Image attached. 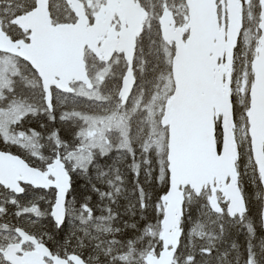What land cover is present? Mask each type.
<instances>
[{
  "label": "snow or ice",
  "instance_id": "6c2138e0",
  "mask_svg": "<svg viewBox=\"0 0 264 264\" xmlns=\"http://www.w3.org/2000/svg\"><path fill=\"white\" fill-rule=\"evenodd\" d=\"M125 2L94 0L87 26ZM131 3L137 16L88 66L80 41L75 57L45 51L62 24H81L73 0H0V164L20 177L0 182V264H42L21 233L56 264H264V0ZM193 50L231 106V130L224 113L212 118L200 171L186 161L181 116ZM138 58L152 65L143 83ZM128 176L135 200L122 206ZM22 217L46 230L21 228Z\"/></svg>",
  "mask_w": 264,
  "mask_h": 264
},
{
  "label": "water",
  "instance_id": "95a60500",
  "mask_svg": "<svg viewBox=\"0 0 264 264\" xmlns=\"http://www.w3.org/2000/svg\"><path fill=\"white\" fill-rule=\"evenodd\" d=\"M73 7L76 8L78 14L81 17L82 8L81 4L73 0ZM135 12H128V11ZM122 12H128L129 19H134L137 16L136 5L131 3V0L121 6ZM131 22V21H130ZM21 24H28L29 21L21 18ZM42 27L47 31L46 25L41 21ZM106 26V25H105ZM124 29L122 30V32ZM62 38L55 41H50L48 47L45 49L48 59L50 61L63 60L65 53L70 52L75 57L76 52L74 48V41H80L79 55L85 59L86 50L93 53L97 57V53L107 52L108 50L115 47L117 41L105 42L100 48V37L103 32L98 31V28H87L86 22L82 21L81 24L73 28L71 24L61 25L55 30ZM207 26L201 25L202 38L206 35ZM170 40H176L178 46L186 47L181 45L179 42V36L176 33L169 34ZM88 47L85 48L84 45ZM186 70L188 79L190 81V89L186 95V100L181 109V116L185 122L187 128V138L185 146V158L189 167L193 170L200 171L207 167V152L211 150L214 152V142L212 140V118L213 116L220 117L221 113L225 114L226 120L229 124V130H231V106L228 103L227 85H221L217 80L212 88L206 86V75L200 63V52L199 50H193L190 53L188 62L186 64ZM222 70V69H221ZM215 106L216 111L213 112L212 108ZM12 169L10 166L0 164V182L3 183H14L16 179L20 177L16 176L14 172H9ZM24 179L35 178L32 173L25 171ZM23 236V242L31 241L36 243L28 235L21 233ZM50 254L41 244H37V253L42 260L41 252ZM54 264H56V257L53 258Z\"/></svg>",
  "mask_w": 264,
  "mask_h": 264
},
{
  "label": "flooded vegetation",
  "instance_id": "af4514ba",
  "mask_svg": "<svg viewBox=\"0 0 264 264\" xmlns=\"http://www.w3.org/2000/svg\"><path fill=\"white\" fill-rule=\"evenodd\" d=\"M63 2V0H61V3ZM81 4V8H82V21L86 22V27L89 28L87 26V18H88V12L90 9H93L95 7L94 4V0H83ZM134 5V4H133ZM128 12H135V11H128ZM128 12H122L121 11V6L120 7H109L107 9L105 8H100L99 11H96L94 14L98 17L99 21H100V25L98 27V31L103 32L102 36L99 38L100 39V44L99 47L101 48L103 46V44L105 42H111V41H117L116 37L117 35L122 32V30L124 29V24L127 22L132 21L133 19H129L128 17H130V15L128 14ZM61 15H63V9L61 10ZM65 24H70V23H65ZM64 25V24H62ZM106 25V26H105ZM138 47L140 48H146V40H141L138 44ZM88 58H92L94 61H96L97 57L93 55V53H91L90 51H86V55H85V60H86V64L88 66H91L90 61H88ZM121 61L123 62V60L121 59ZM216 119H219V117H216ZM9 172H13L12 169H9ZM41 195H45L42 192H30L29 196L31 199L33 200H37L35 199L36 197H40ZM7 197V194H4L2 196H0V201H2L3 199H5ZM258 208V205H256L254 203V207H253V211L255 212ZM256 220L258 221L259 218L256 217ZM19 225L21 228L26 229L29 232L35 231L36 229L33 228H27L26 226H24V224H28V220L24 219L23 217L20 219V221H18ZM21 243L25 244V247L27 248L28 244H32L35 245V253H37V244H39L38 242L33 243L31 241H27V242H23V239L21 241ZM38 254V253H37ZM42 254V264H49V261H51V264H54L53 262V258L54 256H52L50 253V256H47V253H45V251L41 252L40 255ZM47 256L48 259L44 260L43 257Z\"/></svg>",
  "mask_w": 264,
  "mask_h": 264
},
{
  "label": "trees",
  "instance_id": "16d2710c",
  "mask_svg": "<svg viewBox=\"0 0 264 264\" xmlns=\"http://www.w3.org/2000/svg\"><path fill=\"white\" fill-rule=\"evenodd\" d=\"M121 168L123 169V165H121ZM125 188L127 189V191L125 193L127 199L126 200L125 199H121L120 203H121L122 206L126 205V204H128L130 202H133L135 200V197L132 195L133 185H132L130 176L127 177V182L125 184ZM84 191H87V187L86 186L84 188ZM38 202L40 203L41 207H44V202H41L39 200H38ZM123 211H124V208L121 207V212H123ZM123 219H129L130 220L131 216L130 215L129 216H124ZM44 230H46V227L38 226L35 231L38 233V232L44 231ZM77 235L80 236L82 234L78 232ZM73 242L75 243V238H73ZM86 242H87V240H86Z\"/></svg>",
  "mask_w": 264,
  "mask_h": 264
},
{
  "label": "rangeland",
  "instance_id": "374dc122",
  "mask_svg": "<svg viewBox=\"0 0 264 264\" xmlns=\"http://www.w3.org/2000/svg\"><path fill=\"white\" fill-rule=\"evenodd\" d=\"M87 60L90 61L91 65L96 63V61H94L92 58H88ZM113 63H115V61H113ZM121 64H123L122 61H121ZM141 68H143V75H140V80L143 83L148 78V76L151 75L152 65L151 64H143L141 62V60L138 58L136 61V70H137L138 75L140 74ZM120 70L121 69L117 68V71H120ZM35 199H37L36 201H38L39 197H36ZM39 201L44 202L42 200H39ZM26 202L27 201H22V203H26ZM24 219H27V218H23V220ZM24 226H26L27 228H30L28 224H24Z\"/></svg>",
  "mask_w": 264,
  "mask_h": 264
}]
</instances>
